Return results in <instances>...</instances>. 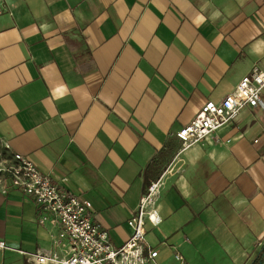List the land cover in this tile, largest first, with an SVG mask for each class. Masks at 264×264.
<instances>
[{
  "label": "crops",
  "instance_id": "crops-1",
  "mask_svg": "<svg viewBox=\"0 0 264 264\" xmlns=\"http://www.w3.org/2000/svg\"><path fill=\"white\" fill-rule=\"evenodd\" d=\"M0 140L88 200L115 246L151 182L148 264H252L264 244V109L179 153L207 101L264 73V0H0ZM261 98L264 102V90ZM31 199L0 192V241L51 250ZM0 264H34L0 250ZM261 264H264L261 263Z\"/></svg>",
  "mask_w": 264,
  "mask_h": 264
},
{
  "label": "built area",
  "instance_id": "built-area-1",
  "mask_svg": "<svg viewBox=\"0 0 264 264\" xmlns=\"http://www.w3.org/2000/svg\"><path fill=\"white\" fill-rule=\"evenodd\" d=\"M263 90L264 73L255 65L221 102H205L193 119L176 132L179 153L228 126L244 108L264 109ZM162 186L161 178L151 182L127 220L130 237L115 246L107 232L92 221V205L88 200L53 184L31 160L11 153L9 144L0 140V192L4 194L13 189L31 199L37 208L38 224L50 227L51 239V250L47 252L14 250L3 241H0V250L26 255L34 264L153 263L157 251L146 243L145 225L159 223L157 205ZM174 258L183 264L181 255L176 253Z\"/></svg>",
  "mask_w": 264,
  "mask_h": 264
},
{
  "label": "trees",
  "instance_id": "trees-1",
  "mask_svg": "<svg viewBox=\"0 0 264 264\" xmlns=\"http://www.w3.org/2000/svg\"><path fill=\"white\" fill-rule=\"evenodd\" d=\"M263 262H264V244L262 245L261 249L258 251L252 264H261Z\"/></svg>",
  "mask_w": 264,
  "mask_h": 264
}]
</instances>
